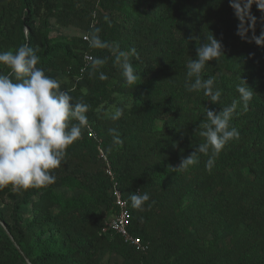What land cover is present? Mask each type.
I'll return each instance as SVG.
<instances>
[{
    "label": "trees",
    "instance_id": "1",
    "mask_svg": "<svg viewBox=\"0 0 264 264\" xmlns=\"http://www.w3.org/2000/svg\"><path fill=\"white\" fill-rule=\"evenodd\" d=\"M20 2L16 20L21 44L24 26L30 33L27 43L40 56L38 66L52 77L62 71L80 78L89 88L83 92L75 85L69 92L74 102L90 106L88 126L109 152L110 167L129 205V229L148 248L140 252L105 229V211L111 215L114 209L110 179L87 127L67 148L61 167L51 170L54 184L20 191L12 185L0 187V200H5L0 224L10 232L8 236L0 226V264L19 259L30 264H98L102 250L121 255L119 264H264V44L251 39L264 31V13L251 6L256 24L242 39L229 0ZM42 15V25L36 26L35 18ZM55 26L78 33L55 42L49 37ZM93 26L112 47L136 49L138 59L130 60L140 75L138 84L125 82L112 47L93 49L83 40ZM211 35L221 41L225 57L209 61L201 75L215 77L222 92L218 104L202 90L185 88L186 64L197 58L196 49ZM9 42L1 29L0 51ZM86 53L105 60L95 74L90 62L84 63ZM0 71L8 70L0 66ZM100 72L108 79L100 80ZM240 78L253 90L246 111L239 107L236 92ZM234 100L238 107L231 125L239 130V140L225 146L210 171L205 154H198V164L174 171L205 142L198 127L206 122L205 108L219 112ZM117 107L123 115L112 120ZM109 129L116 130L121 144L113 143ZM54 185L73 194L57 197ZM137 191L150 194L143 211L131 206L129 197ZM34 198L38 220L23 224L18 211ZM54 204L58 211L51 213ZM37 229L52 233L40 240Z\"/></svg>",
    "mask_w": 264,
    "mask_h": 264
},
{
    "label": "clouds",
    "instance_id": "2",
    "mask_svg": "<svg viewBox=\"0 0 264 264\" xmlns=\"http://www.w3.org/2000/svg\"><path fill=\"white\" fill-rule=\"evenodd\" d=\"M264 13V0H229L239 23L237 35L247 38V33L256 24V17L251 14V6ZM108 21V17L104 18ZM264 19V17H262ZM110 23V21H108ZM101 29L92 27L85 34L90 48L107 49L112 47L109 42L101 39ZM25 43L15 50L0 51V66L8 71H0V187L12 185L20 191L33 187H46L56 182V176L51 170L61 167L65 161L66 150L77 141L89 121L86 113L89 105L83 101L74 102L69 91L62 90L60 82L39 67L40 56L27 43L30 33L25 28ZM252 40L257 45L264 44V31L260 36L253 35ZM117 52V62L125 82L135 86L138 76L133 67L131 57L138 59V53L133 47L128 52L120 51L119 46L112 47ZM197 58L189 59L186 64V91H203L213 104L221 100L222 92L215 87V77L204 78L201 74L209 61L216 62L224 56L223 45L213 35L206 36V42L196 49ZM92 74L105 63L104 59L87 56ZM86 69H82V72ZM100 80L108 79L103 72ZM236 85L239 95V107L246 111L253 97V90L241 79ZM238 107L234 100L219 112L205 108L206 122L198 125L199 135L205 142L198 144L195 150L181 159L174 171L187 170L199 163V155H208L205 167L210 171L216 158L225 146L233 140H239V130L231 125L233 115ZM123 115L122 108L117 107L111 114L112 120ZM70 121H75L71 123ZM113 143H122L115 129H109ZM133 209L143 211L150 201L148 192H134L129 197ZM154 203V201H153ZM150 206V205H149Z\"/></svg>",
    "mask_w": 264,
    "mask_h": 264
},
{
    "label": "rangeland",
    "instance_id": "3",
    "mask_svg": "<svg viewBox=\"0 0 264 264\" xmlns=\"http://www.w3.org/2000/svg\"><path fill=\"white\" fill-rule=\"evenodd\" d=\"M21 6L20 0H0V11L1 9H5L3 12L2 18L0 17V30L2 29L3 34H7L10 38V41L7 45L6 43L1 44V51L15 50L18 46L21 45L22 39L19 35V27L17 23L18 9ZM1 13V12H0ZM42 17L35 18V25H42ZM23 29L25 27L23 26ZM51 31L49 32V37L53 39L55 42H61L64 38L69 37L71 34H77L78 32L75 29H65L62 27H51ZM25 31V30H24ZM53 77L56 78L60 84L62 90L70 91V89L74 88L75 85H78L83 92H87L89 88L87 85L77 77H74L66 72L57 71L54 72ZM74 121H70V124ZM157 125H159L157 123ZM53 192L58 196H71L73 191L69 188L62 185H54ZM29 200L24 205H22L18 211V217L22 221L23 224H30L38 220L35 216V212L33 210L34 201ZM5 205V200H0V213L1 209ZM58 204H54L49 210L51 213H56L58 211ZM106 217L105 221L110 217V213L105 211ZM0 226L4 230V232L9 236L10 232L7 230L6 226L1 223ZM108 231V230H107ZM52 231H45L42 229H37L36 234L40 235V240L46 239L49 234L51 235ZM122 261V256L117 253H112L107 250H102L98 254V264H119ZM16 264H30L27 261H23L21 259L17 260Z\"/></svg>",
    "mask_w": 264,
    "mask_h": 264
},
{
    "label": "built area",
    "instance_id": "4",
    "mask_svg": "<svg viewBox=\"0 0 264 264\" xmlns=\"http://www.w3.org/2000/svg\"><path fill=\"white\" fill-rule=\"evenodd\" d=\"M96 1L97 4L98 0ZM84 37L85 35L83 36V40H86ZM87 56L92 57V55L89 53H86L84 55L83 60L85 65L89 63V61L85 59V57ZM88 131L90 136L95 141H97V155L104 162V172L106 176H108V178L110 179L109 194L111 196L114 209L110 217L104 222L105 229L117 233L126 245L131 246L140 252H145L148 248V243L143 241L140 237L134 235L129 229L131 224L129 205L127 200L123 198L120 187L110 167L109 152L106 151V149L101 145V141L99 138H97L95 131L89 126Z\"/></svg>",
    "mask_w": 264,
    "mask_h": 264
},
{
    "label": "water",
    "instance_id": "5",
    "mask_svg": "<svg viewBox=\"0 0 264 264\" xmlns=\"http://www.w3.org/2000/svg\"><path fill=\"white\" fill-rule=\"evenodd\" d=\"M26 28V27H25ZM25 30V29H24Z\"/></svg>",
    "mask_w": 264,
    "mask_h": 264
}]
</instances>
